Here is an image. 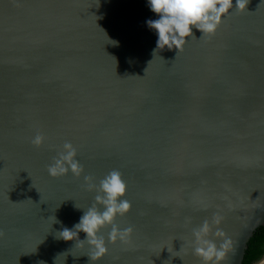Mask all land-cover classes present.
I'll return each instance as SVG.
<instances>
[{"label": "water", "instance_id": "water-1", "mask_svg": "<svg viewBox=\"0 0 264 264\" xmlns=\"http://www.w3.org/2000/svg\"><path fill=\"white\" fill-rule=\"evenodd\" d=\"M156 18L146 0H0V264H204L205 221L219 264H242L264 224V0L177 53L153 54ZM66 142L83 171L53 178ZM113 170L132 233L93 262L56 237L95 203L84 177Z\"/></svg>", "mask_w": 264, "mask_h": 264}, {"label": "clouds", "instance_id": "clouds-1", "mask_svg": "<svg viewBox=\"0 0 264 264\" xmlns=\"http://www.w3.org/2000/svg\"><path fill=\"white\" fill-rule=\"evenodd\" d=\"M249 0H146L150 11L156 15V19L146 20L149 30L157 37L153 54L157 51L175 49L176 53L182 51L188 38L193 37V29L199 31L205 37L213 36L223 19L233 9L238 12L247 10ZM45 137L37 133L32 143L36 147L43 145ZM76 149L71 143H65L63 150L48 165L47 172L53 177H59L71 172L79 177L83 171L82 166L76 159ZM85 183L89 191H95V203L87 209L79 221L71 228L62 227L57 233V239L75 241V246H84L85 243L90 251V260L93 262L102 259L108 252L107 244L127 242L132 233V228H121L116 220L124 217L131 210V203L125 198L127 185L118 170H113L105 175L99 184L92 182V177L85 176ZM220 218L214 217L212 223L219 224ZM53 223H60L54 217ZM110 228L107 239L101 234L102 230ZM212 225L205 221L198 228L193 229L194 252L201 257L204 264H219L225 257L230 244L228 241L221 247L209 239ZM85 234L80 239V233ZM217 236L223 237L222 232Z\"/></svg>", "mask_w": 264, "mask_h": 264}, {"label": "trees", "instance_id": "trees-1", "mask_svg": "<svg viewBox=\"0 0 264 264\" xmlns=\"http://www.w3.org/2000/svg\"><path fill=\"white\" fill-rule=\"evenodd\" d=\"M264 256V224L260 225L250 237L242 264H254Z\"/></svg>", "mask_w": 264, "mask_h": 264}, {"label": "rangeland", "instance_id": "rangeland-1", "mask_svg": "<svg viewBox=\"0 0 264 264\" xmlns=\"http://www.w3.org/2000/svg\"><path fill=\"white\" fill-rule=\"evenodd\" d=\"M255 264H264V256L259 261H257Z\"/></svg>", "mask_w": 264, "mask_h": 264}, {"label": "flooded vegetation", "instance_id": "flooded-vegetation-1", "mask_svg": "<svg viewBox=\"0 0 264 264\" xmlns=\"http://www.w3.org/2000/svg\"><path fill=\"white\" fill-rule=\"evenodd\" d=\"M260 259H261V258H260ZM260 259H259V260H260ZM259 260H258V261H259ZM256 262H257V261H256ZM256 262H255V263H256ZM255 263H254V264H255Z\"/></svg>", "mask_w": 264, "mask_h": 264}]
</instances>
